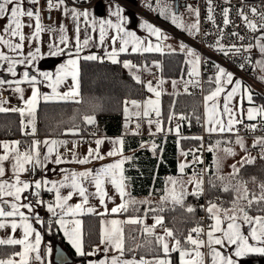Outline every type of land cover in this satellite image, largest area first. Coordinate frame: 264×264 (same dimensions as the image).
Masks as SVG:
<instances>
[{
	"label": "snow or ice",
	"instance_id": "obj_1",
	"mask_svg": "<svg viewBox=\"0 0 264 264\" xmlns=\"http://www.w3.org/2000/svg\"><path fill=\"white\" fill-rule=\"evenodd\" d=\"M40 0H27L28 4L35 7H26L25 0H0V19H6V23L0 24V47L7 49V52L0 50V65H6L4 71L10 74L13 79H0V93L5 90V87L18 94L22 106L19 107H5L8 103L7 98L0 94V113L14 112L20 116L21 132L24 135L35 136L36 133V114L38 106L43 102H57V101H72L79 103L81 100L80 91V60H99L103 62L105 59L111 61L113 64L120 63L118 57L121 53L143 54L151 52H162L164 47L171 48L170 45L162 47L161 41H166L168 37L164 35L160 28L145 22L144 27L147 29L150 36L156 38L157 43L153 44L150 39H141L135 32L128 31L124 27L125 17L123 16V9L116 6L115 10L110 13L115 19H100L99 21L91 17L87 9H79L75 6L69 8L65 0H46L47 10L49 12L63 8L65 14H69L73 21L77 22L75 27V44L74 51L70 45V39L65 34L66 28L64 24L59 25V43H50L48 45L49 51L47 55L60 56L68 55V59L59 66L55 73L39 71L34 68L35 62L42 58L40 47L29 49L26 53L24 51L25 44H33L39 42L40 35L45 30L56 35V30L49 26L47 29L42 23L41 14L42 9L38 7ZM208 16L207 19L215 24V17L213 15V7L211 0H208ZM148 7L152 8L151 4ZM159 11L161 16H165L178 28L188 31L192 35H197L200 32L199 10H189L194 12L196 17L192 24L186 25L180 15L172 10L167 4L161 5L160 0H157V7L153 9ZM252 18L244 12L243 8L238 11V16L242 20L244 26L253 34L259 32V35H253L254 43L249 42L244 44H223V29L220 28V37L212 47L225 56H239L244 63L239 67L244 69L246 65H251L253 70H259L262 75L259 79L264 80V10H259L253 6L249 8ZM223 24L225 26L231 23L230 8L225 7L222 12ZM27 18V22L25 20ZM34 21V25L32 23ZM80 21L85 25L84 38H80ZM89 26L92 31L99 33V45L105 49L103 57L95 54L81 56L82 51L90 46L92 37L87 34ZM28 27L34 29L30 35H26L24 28ZM114 34L109 36V32ZM207 35V33H205ZM232 36L237 37L243 41L244 36L239 32L231 33ZM110 40L111 49L108 50L107 42ZM119 44L117 48L116 45ZM66 49L68 50L66 53ZM253 49H257L261 55V59L253 61L251 53ZM180 50L186 55V63L189 65L188 76L189 79L183 81L184 93H189V87H198L200 84V55L191 47H187L183 43L180 45ZM174 51V49H173ZM156 63L159 67L158 62ZM17 66H23L24 71L17 78ZM123 66L128 69H136L139 71L137 65L132 64L129 60L123 61ZM147 66H145L146 68ZM216 72L214 77H209L210 83L216 86L210 89L208 94L203 97L204 118L203 124L205 131L208 134H225L235 135L234 143L247 153V148L243 137L239 134L238 125L244 124V119L248 121H255L244 125V127L252 132H255L258 125L264 127V105L257 106L253 103V94L250 87L245 85L241 79H236L234 74L227 71L219 64L214 65ZM32 71H29V69ZM35 73V74H33ZM71 80V85L66 91H59V88L68 79ZM133 79L138 83H144L140 76L133 73ZM22 84L29 85L31 95L25 98L24 88ZM46 84L51 89V93L41 92L38 85ZM164 81L158 80L155 84L148 81L145 87L149 93L153 95L143 101L126 100L124 102V115L126 119L125 127L132 116L137 119H144L150 126L149 131L151 135L164 132L161 123L162 112L160 97L163 94ZM178 81L173 80L172 86L175 90ZM230 88V90H229ZM178 95V92L173 93ZM239 96L241 99V106L237 108L233 101ZM221 98L223 103L221 104ZM246 99L251 106L246 110L242 107L243 100ZM129 105L134 112H130ZM153 114L154 117L153 118ZM243 117V118H242ZM169 123L172 121H183L187 119L184 114H176L174 109L171 110L167 117ZM200 118L197 117V120ZM83 121L87 125L95 123L94 115L83 116ZM155 125V132L151 131V126ZM31 129L29 132L28 129ZM140 128V124H136V131ZM180 124H176V132L179 136ZM79 128L65 129V134L77 135ZM168 131H172L171 128ZM187 139V137H181ZM192 139L202 140V137H192ZM104 141L97 139L95 141L96 148L89 147L87 155L80 157L75 152L77 142L73 141V149L67 150L71 155L72 161L80 165H85L91 160H103L105 157L101 154L100 146ZM67 141L56 138H46L43 141L33 139L31 144L23 151L20 150V141L13 140L10 142L0 141V229H10L11 233L18 230L21 232L20 238L14 235H8L5 238H0V245L19 246L20 251L11 253L7 258H0V264H53L51 257L55 250L49 243L43 244V237L40 230L34 225H43L44 221L39 215H32L35 206L45 205L47 212L50 213L51 219L48 220L47 226L49 230L53 224L57 225L59 231L63 232L68 244L74 249L78 257H91L97 252L103 251L105 254L115 253L111 256L105 255L103 259L88 260V264H173L171 254H179V264H238L237 258L248 256L249 254H256L264 256V182L259 184V194L250 192L246 186L247 182L238 181L235 185L231 180L239 174L240 168L245 164H253L255 157L245 155L239 162V167L233 164L232 173L227 178L217 175L216 179L221 182V190L224 192L233 191L235 193L231 206L224 208L214 201H209L206 207L211 223L207 225V229L201 225L192 227L186 237L181 239L177 236L172 228L164 227V216L153 215V223L148 225L145 219L140 216L128 217L125 220L117 218L101 219L99 228V243L92 247L91 251L85 250V239L82 229V220L80 216L84 214H95L100 217L108 215H118L127 212L130 207L137 204H148L149 207L145 209V216L149 212L156 213L165 211L164 205L171 204L173 207L179 206L185 208L186 197L191 195L199 198L204 194V180L203 173L208 169H203L201 172H194L192 176L184 181L182 178L168 177L164 195L161 197V206L156 209L151 207V202L147 199L137 201L131 197L128 189V177L125 176L124 164L132 160L131 156L123 154V138L110 141L113 147L107 152V156L116 157L114 162L104 164L96 169H85L84 171H69L61 170L63 178L58 181H50L47 178L38 179L35 181H27L21 178L22 174L29 171V168H46L47 164L52 162L57 165L64 163L66 157L59 152L61 146H66ZM224 143L227 147L220 148ZM233 142L230 140H217L215 144L208 147V151L213 152L217 172L221 167V157L219 152H223L226 156H234L235 151L231 146ZM179 145V139L177 140ZM147 145L142 143L141 147ZM41 147L46 149L43 153ZM158 145L151 144V151L155 154ZM253 147H260L261 158H264V136L256 137L253 141ZM162 151V149H161ZM193 155L192 163H202V159L196 155L198 150H191ZM189 153L181 150V155L187 156ZM5 162L11 164V177L7 176L8 169L5 167ZM190 164L185 161L178 165L181 177L184 174L185 168ZM7 177V178H6ZM254 179V178H253ZM212 184V180H209ZM86 184H90L94 188V192H89ZM111 185L116 194L119 195L120 204L112 207L110 210L106 206L108 200L113 197L108 194L107 185ZM191 184L192 191L187 190V185ZM215 187V184H213ZM69 189L67 194L62 193V189ZM31 190L35 199V205L27 200L24 193ZM45 190L54 193V200L51 202L44 201L40 198L41 191ZM74 195H78L81 199L79 202L72 204ZM95 197L99 200V204L103 206V211L98 212L96 207L90 203V199ZM253 205L258 207V211L262 214L255 216L250 215L248 209ZM24 210H27L25 212ZM185 210L188 213H193L195 209L191 205H187ZM140 225L141 235L148 237L147 245L151 246L155 251L151 259H146L140 256L139 259L135 255L131 259L125 258L126 252H132L134 249L126 247V237L124 234V225ZM247 225L248 231L245 234L242 231V226ZM157 228H161L162 232L158 233ZM103 246V248H101ZM143 245H137V248ZM226 246H232L234 252L227 254L221 249ZM60 264H66L65 258L61 253L59 256Z\"/></svg>",
	"mask_w": 264,
	"mask_h": 264
},
{
	"label": "trees",
	"instance_id": "obj_2",
	"mask_svg": "<svg viewBox=\"0 0 264 264\" xmlns=\"http://www.w3.org/2000/svg\"><path fill=\"white\" fill-rule=\"evenodd\" d=\"M75 1L82 2L83 0ZM159 20L162 21V19ZM253 55L252 52V59ZM118 59L120 63L116 64L107 61L81 59L79 62L80 102L57 101L46 103L41 101L36 114L35 134L39 137L67 136L72 134L66 135L65 129L79 128V134L74 135L75 137L119 135L124 141V152L129 153L127 156L132 157V160L124 164L125 176L128 177V191L131 197L158 194L164 189L165 179L168 176L178 174V148L189 153L187 157H191V150H196L200 147L201 140L192 139V137H197L201 131L198 123L202 121V99L199 94H186L184 91L179 90L178 87L175 90H163L160 104L162 112L161 123L164 132L155 135L126 134L124 133V123H126L124 102L141 98L144 95V88L133 79V74L124 68L123 61L125 59H133L134 63L139 66L144 64L148 67H155L158 71V79L168 81V83H165L166 87H171L173 80L178 82L183 80L188 74L189 65L186 63L185 54L179 50H163L162 52L143 54L121 53ZM154 62H158L159 67ZM251 69L252 66L250 65L249 74L254 76V70L252 71ZM209 77H213V74L206 75V93L214 87V83H210ZM251 90L254 102L260 106L264 105V94L253 88ZM174 91L179 94L174 95ZM173 109L176 114H184L187 117V119L181 121L179 128L183 137H187V139H181L174 132L173 121L169 123L167 119L169 112ZM85 115H94L95 123L93 125L85 124L83 121V116ZM197 117L200 119L197 120ZM169 128L172 131H168ZM4 138H17L20 139V142L29 140L30 137L28 135L21 133L18 113H0V139ZM178 139L179 145L177 144ZM149 141L159 146L155 154L147 146L141 147L142 143L146 144ZM207 169L205 177L206 200L208 202L215 199H218V201L223 200L224 206H230L235 193L221 190V182L216 179V174L211 168V159L208 157V153ZM210 179L212 184L209 183ZM238 181L247 182L248 190L259 194V184L264 182V158L258 157L253 164H245L240 168L239 174L231 180V183L235 185ZM213 184H215V187H213ZM201 197L197 198L191 195L186 197L185 208L187 205H191L195 209L193 213H188L185 208L179 206L173 207L171 204L164 205L165 211L163 213L157 211L164 216V226L172 228L182 243L188 231L192 227L200 225L201 206L197 203L201 201ZM139 207L141 210H137L138 206L130 207L127 212H124V215L140 214L145 207L144 205ZM259 207L264 208V205ZM248 211L253 216L262 214L258 211L256 205H253ZM81 217L85 250L89 251L99 241L100 216L84 214ZM49 219L51 217L47 216L43 219L45 238L49 239L51 243L59 241L64 246L56 225L53 224L51 230H49L47 226ZM125 231L127 236L128 231L126 228ZM130 244V240H126V246L129 247ZM15 249H17V246L0 245V256L11 254L15 252ZM69 252L76 263L85 264V257H78L70 250Z\"/></svg>",
	"mask_w": 264,
	"mask_h": 264
},
{
	"label": "crops",
	"instance_id": "obj_3",
	"mask_svg": "<svg viewBox=\"0 0 264 264\" xmlns=\"http://www.w3.org/2000/svg\"><path fill=\"white\" fill-rule=\"evenodd\" d=\"M122 5L123 4H121L119 2H116V1H112V0L97 1L95 3H90V4L85 0L84 2L76 3V4H73V5H67V6L69 8L75 6V7L79 8V9H81V10L87 9L89 11L91 17H93L97 21H99L100 19H115L114 17H112L110 15V13L115 10L116 6H119L121 9H123V16L125 17L124 27L128 31L135 32L136 35L139 36L141 39H145V38L150 39L153 44L157 43L156 38L154 36H150L148 31H147V29L142 25L143 24L142 19L141 18H137L135 16V14H132L130 11L127 10L128 8L125 5L124 6H122ZM25 6L26 7H35V6L31 5V4H28L27 0H25ZM38 7H40L41 9H47L46 0H40ZM53 16H54V22H53L52 25H45V24H43V25L45 26L46 29L49 26H51V28L56 30V35L54 36L52 32H49V31L45 30L44 32L41 33L39 42H33V44H27L26 43L25 44V49H24V51L26 53L30 48L34 50L35 47H40L42 58L38 59L35 62L34 68L38 69L39 71L50 72V73H55L56 70L59 68V66L61 64H63L69 57H68L67 54L60 55V56L47 55V53L49 51L48 45L50 43H53V42L59 43V32H58V29H59V25L62 23V24H64V26L66 28V33L65 34L70 39V45L73 46L71 48V50L74 51L75 35H76L75 27H76V23H77V22L72 20V18H71V16L69 14H65L63 12V8L53 10ZM25 20L27 22V18H25ZM153 21L158 23V24H155V23H153L151 21L148 22V23L152 24L155 27L160 28L162 33H163V31H166V32L169 31L168 30L169 28L166 26L167 24H165L164 22L159 21V20L154 19V18H153ZM6 22H7L6 19H0V24H4ZM138 22L141 25V28H139L140 25L137 26ZM32 23L34 25V21H32ZM80 27H81L80 38L82 40L84 38V35H85V31H84L85 25H84V23L82 21H80ZM164 27H167V28H164ZM32 30H34V29H30L28 27L24 28V32H25L26 35H30ZM0 31H2V29H0ZM87 34L92 37V40L90 42V46L85 48L82 51L81 56L95 54L97 56L103 57L105 55V49L102 46H98L99 45V33H98V31H92L91 27L89 26ZM112 34H114V32L110 31L109 32V36H111ZM171 34L176 36V37H178V38H180L179 37L180 36L179 32L173 31ZM252 43H254V41ZM161 44H162V47H163L162 41H161ZM170 44L172 45L173 43H170ZM106 46L108 47V50L110 51V49H111L110 40H108ZM174 46H175L176 50L181 51L180 47H177L176 45H174ZM116 47L117 48L119 47L118 43H117ZM0 50H3L5 52H7V49H4L2 47H0ZM67 51L68 50L66 49V53H67ZM185 57H186V55H185ZM125 60H129V61L132 62V64L137 65L139 67V72L140 71L142 72L141 73V77H142V80L144 82L143 83L144 89H146L145 84L148 81H151L154 84V86H155V84H156L155 78L157 77V75H156L157 74V69L155 67H148L147 66L145 68L146 65H144V64H142V66H139L138 64L134 63V61H132L131 59H125ZM104 61L108 62L107 59H105ZM5 67H6V65H0V79H13V77H11L9 73L4 71ZM126 69L128 71H130L132 74L133 73H135V74L137 73L136 69H128V68H126ZM24 70L25 69H24L23 66H17V74H18L17 78H20V75L22 74V72ZM29 71H32V69L30 68ZM33 74H35V73H33ZM214 75L215 74H213V77H214ZM70 85H71V80L69 78L64 84H62L60 86L59 91H61V92L66 91ZM215 86L216 85L214 84L213 89L215 88ZM21 87L24 88L25 98H27V96L31 95V89H30L29 85L22 84ZM38 87H40L41 92L51 93V89L48 88L46 86V84L38 85ZM171 87H173V86L171 85ZM229 90H230V88H229ZM5 98H7V100H8V103L5 105V107H16L14 105L15 103H18L19 106H22V102H21L18 94L14 93L12 90H11V94L8 95ZM142 98H143L142 101L145 100V98H146L145 90H144V95L142 96ZM220 103L221 104L223 103L222 98H221ZM253 103L255 105H257V106H260V105L256 104L254 102V100H253ZM233 104L237 108H240L241 99H240L239 96H237L234 99ZM249 106H251L250 103L246 99H244L243 103H242V107L244 109V114L245 115H246V110H247V108ZM132 109L133 108L131 107V105H129L130 112H132ZM202 109H203L202 110L203 113H202V121L201 122H202V129L205 131L204 124H203V118H204V107H203V104H202ZM133 110L135 111V109H133ZM244 120L247 121L246 118ZM149 128H150V126H149ZM20 129H21V127H20ZM28 131L30 132L31 129L29 128ZM151 131L155 132V125L151 126ZM174 132L177 134L176 128H174ZM142 134L143 135H151L149 130L147 132L140 133L139 135H142ZM206 134H207L208 147L211 144H215V142L217 140H226L227 141L229 138H232V140H233V143L231 144V146L233 147V149L235 151V155L234 156H226L222 151L219 152L218 155L221 157V167H220L218 172H217V169H216L215 165L213 164V160H214L213 152L207 151L208 157L211 159V168L213 169L214 174H216V176L217 175L224 176L226 178L225 182H228L227 178L232 173L231 165L234 164V163H238L237 166L239 167V162L241 161L242 157H244L245 155H250V156L255 157V158L261 157V149H260V147H255L254 148L253 147V141L255 140L256 137L264 136V135L241 136V137H243L245 146H246V148L248 150L247 153H246L244 150H242L239 147V145L234 143L235 135H232V134H225L224 136H221L219 134H211L210 135L207 132H206ZM28 136L30 137L31 140L36 139L35 136H32V135H28ZM179 137H183V134H182L181 130H179ZM46 138H56V139L65 140V141L68 142L66 146H61L59 148V152L66 157V161L64 163H61L60 165H57L55 163L50 162V163L47 164L46 168H35V169L29 168L28 172H25V173L22 174V176H21L22 179L30 181V182L38 180V179H44V178H47L50 181H58V180H61L63 178V174L64 173L61 171L62 169L63 170H69V171H84L85 169H96V168L101 167L104 164L112 163L116 159L120 158L119 156H116V157L107 156V152L110 151L112 149V147H113V145H112V143H110V141L116 140L118 138H122L119 135H117V136L88 137L89 138V142L87 144H85V145L82 144V137H75L74 135L56 136V137H53V136H51V137H41L40 141H43ZM97 139H102L104 141L102 143V145L100 146L101 154L104 155V157H105L103 160H91L89 163H87L85 165H80V164L75 163V162L72 161L71 155L69 154V152L67 150L73 149V141L77 142V147L75 148V152L77 153L78 156L83 157V156L87 155L89 147H91L93 149L96 148L95 141ZM13 140L19 141L17 138L0 139V141H6V142H10V141H13ZM151 144H152L151 141L146 142L147 147L150 148V149H151ZM227 146H228L227 144L222 143L220 145V148L222 149V148L227 147ZM2 151L3 150L0 149V153H2ZM44 151H46V149L41 147V152L43 153ZM123 154L125 156H127L129 153H126L123 150ZM184 157L188 159L187 162L189 164L192 163V159L190 157H187V156H184ZM177 164H178V152H177ZM5 167H6V169H8L7 176L11 177V175H12V173H11V164L9 162H5ZM189 167L185 168L184 173H186V172L190 173ZM227 172L229 174L228 176H225L226 174H222V173H227ZM184 181H186V180H184ZM166 182H167V178L165 179L163 191H161L158 194L145 195V196L133 197V198H135L137 201H141V200L147 199V200H149L151 202V207L157 209L159 206H161L160 201H161V197L164 195ZM86 187H88L89 192H94L95 191L94 188L90 184H86ZM192 187L193 186L191 184L187 185V190L189 192H191L192 191ZM106 188H107L108 194L113 197L112 200H108L106 202V206L110 210L112 207H115L116 205L120 204L121 199H120L119 195L116 194L115 190L113 189V187L110 184L107 185ZM68 190L69 189L65 188V189H62L61 191H62L63 194H67ZM43 194L46 195V198H45L44 201L51 202V201L54 200V193H50V192H47L45 190H42L40 195H43ZM31 195H32L31 190H29L28 192L24 193V196L27 197L28 201H29L28 198ZM80 199L81 198L78 195H74L72 200L70 201V203L75 204V203L79 202ZM214 202H216L217 204H219L220 206H222L224 208H228V207L231 206V205L230 206H224L223 205L224 204L223 200H221V201L214 200ZM90 203L96 207L98 212L103 211V206H101L99 204V200L97 198L92 197L90 199ZM140 205H144V207H145L144 209H142L140 214L133 213V214H129V215H124V213H121V214H118V215H108V216H105V217H100V220L101 219H113V218H117V219H120V220H125L128 217H130V216H132V217L140 216V217H143L145 219V223L146 224L151 225L153 223V218H152L153 215L154 214L160 215V214L158 212H156V213L149 212L147 214V216H145V209H147L149 207V205L148 204H137V205H135V206H138L137 210H141V208L139 207ZM166 205H168V204H166ZM24 211L27 212V210H24ZM32 215H39L42 220L46 216L47 217H51L50 213L47 212V208H46L45 205L35 206L34 213ZM79 219L82 220V217L80 216ZM34 226L38 230L41 231L42 237H43V244L47 245V244L50 243L53 246L54 242L51 243L50 240L46 239L45 236H44L43 225H34ZM141 227L142 226H140V225H132V224H125L124 225V234L126 232L125 228L128 231L127 236L125 235L126 240L129 239L130 242H131L130 246L129 247L126 246V247L129 248V249H134V251H132V252H126L125 253V258H127V259H131L133 255H135L137 259H139L140 256H144L146 259H151L152 256L154 255V251L155 250L151 246L147 245V243H146L147 240L150 239V238L144 237V236L141 235ZM56 228L58 230L59 237L61 238V240H62V242H63L65 247L63 245L62 246L64 248H66V250L68 252L70 250L72 253L75 254L74 249H72V247L68 244L66 238L63 235V232L59 231V228H58L57 225H56ZM156 231L158 233H161L162 229L161 228H157ZM242 231L245 234H247L248 226L247 225H243L242 226ZM8 235H14L16 238H20L21 232L18 230L15 233H11L10 229H0V238H5ZM98 243H99V241L96 244H94V245H97ZM137 245H143V246L137 248ZM101 248H103V246H101ZM91 250H92V248L89 251H91ZM221 250L226 252L227 254H231V253L234 252V248L232 246H226L225 248H223ZM18 251H20L19 246H17V249H15V252H18ZM113 254H115V253L105 254L103 251L97 252L94 256L85 257V264H88V260H90V259L91 260L103 259L105 257V255L111 256ZM9 255L10 254H8L6 256H2V257L0 256V258H7ZM51 259H52V257H51ZM171 260L173 261V264H179V254L178 253L171 254ZM237 261H238V264H264V256H260V255H256V254H249L248 256L237 258ZM74 263H76V262L74 261ZM76 264H78V263H76Z\"/></svg>",
	"mask_w": 264,
	"mask_h": 264
},
{
	"label": "built area",
	"instance_id": "obj_4",
	"mask_svg": "<svg viewBox=\"0 0 264 264\" xmlns=\"http://www.w3.org/2000/svg\"><path fill=\"white\" fill-rule=\"evenodd\" d=\"M83 0L82 2H84ZM89 4L95 3L97 1H106V0H86ZM119 2L127 7H130L127 5V3L124 0H112ZM173 1L174 0H169ZM185 3V6H191L195 9L199 10V21H200V32L197 35H194V39L192 41L188 40V44L200 55L201 57V65H200V76L199 81L200 84L198 87L190 86L189 87V93L193 94H199L200 98L202 99L203 104V97L206 94L205 92V83L207 81L206 75L207 74H215L216 68L214 65L219 64L221 67H224L226 70L232 71L238 75V77L249 87L253 88L254 90L264 94L261 92L257 86L258 84L253 80L249 75V69L250 65H246L244 69H241L239 65L241 63H244V61L239 56H225L222 53L216 51L212 45L216 42L217 38L220 37L219 29H223V38L222 43L225 45H231V44H244L247 45L249 42H253L252 39L253 35H259L260 33L257 32L255 34L251 33L243 24L242 20L238 16V11L243 8L244 12L249 16V18H252L251 13L249 12L250 7H257L259 10H264V0H211L212 7H213V15L215 17V24L210 22L207 19L208 16V8H209V2L208 0H178ZM76 3H81L77 2ZM225 7L230 8V20L231 23L227 26L223 24V16L222 12ZM41 20L42 23L45 25H52L54 22V16L53 11L49 12L47 9H42L41 14ZM239 32L241 36H244L245 39L243 41L239 40L237 37L232 36L231 33L233 32ZM207 33V35H205ZM181 39L182 36L180 35ZM184 38V37H183ZM133 61V59H131ZM240 68L241 70L238 71L237 68ZM141 71L137 72L136 74L140 76L141 80ZM189 79L188 74L185 76L183 80L178 82V89L184 91V84L183 81H186ZM143 81V80H142ZM143 86V83H140ZM144 88V87H143ZM3 97H7L11 94V90L5 87V90L1 93ZM142 97L139 99H135L137 101H142ZM16 107L19 106L18 103L14 104ZM153 118L154 115H153ZM140 124V128L138 131H136V124ZM177 123H181V121H173V125L176 126ZM255 123V121H246L244 120V124L238 125L239 128V134L240 136H257V135H264V127H261L258 125L255 132L247 130L244 125ZM126 124V123H125ZM198 125L201 127V131L197 135V137H202L200 147L196 150V155H198L202 159V163H191L190 164V172H201L203 169H207V148H208V142L206 140L207 134L202 129V122L198 123ZM129 129V130H128ZM149 130V125L144 119H140V122L136 121V118L134 116L131 117L130 122L128 123V127L124 130V133L126 134H140L147 132ZM37 140H41V137L37 136ZM19 140V139H18ZM228 140L232 141V138H229ZM89 142L88 137H82V144H87ZM30 145L29 140H25L20 144V150H25ZM193 159V155L191 154V157ZM206 173H203V180H204V194L201 195V201H199L197 204L201 206V217H200V225L205 227L207 229V225L211 223V220L208 218V214L206 212V207L208 205V200H206L205 197V177ZM40 198L42 200H45L46 195H40ZM29 201H31L33 204H35V199L33 195H31L29 198ZM218 200V199H215Z\"/></svg>",
	"mask_w": 264,
	"mask_h": 264
},
{
	"label": "rangeland",
	"instance_id": "obj_5",
	"mask_svg": "<svg viewBox=\"0 0 264 264\" xmlns=\"http://www.w3.org/2000/svg\"><path fill=\"white\" fill-rule=\"evenodd\" d=\"M126 3H127V5H129L130 7H127L128 9V11H130L132 14H135V16L137 17V18H141L142 19V21H143V24L142 25H144V23L145 22H153V23H155V24H158V23H156V22H154L153 21V18L154 19H157V18H159V19H162V22H164L165 24H167L166 26L169 28L168 30V32H166V31H163V34L164 35H166L167 37H168V39L166 40V41H162V43H163V46H165V45H170L171 46V48H168V47H164V50H176V48H175V46L174 45H176L177 47H180V45H181V43H183L184 45H186L187 47H191L187 42H188V40L189 41H192L193 39H194V35H192V34H190L188 31H186V30H183V29H181V28H178L176 25H174L172 22H171V20L169 19V18H167V17H165V16H161L160 14H159V11H154L153 9L154 8H156L157 7V0H124ZM160 2H161V5H163V4H167L168 6H170L171 8H172V10L173 11H175L174 10V8H173V4H172V1H169V0H160ZM65 3H66V5H73V4H76V1L75 0H65ZM148 4H151L152 5V8H150V7H148ZM122 6H124V5H122ZM192 9H195V8H193V7H191ZM178 15H180L181 17H182V19H183V21H184V23L186 24V25H188V24H192L194 21H195V19H196V17H195V15H194V12L193 11H190L189 10V7L188 6H184V7H180L179 9H178V11L176 12ZM157 17V18H156ZM159 19H157V20H159ZM159 21H161V20H159ZM140 24H139V22H138V24H137V26H139ZM160 25V24H159ZM167 27H164V28H167ZM139 28H141V25H140V27ZM173 31H175V32H179L180 33V35L182 36V39H181V37L180 38H178V37H176V36H174V35H172L171 33L173 32ZM174 34V33H173ZM184 37V38H183ZM170 43H173L172 45L170 44ZM192 48V47H191ZM253 61H255V60H258V59H261V55H260V53H259V51L257 50V49H253ZM108 62H111V61H109L108 60ZM237 70L238 71H240L241 69L238 67L237 68ZM252 71H253V68L251 69ZM228 71V70H227ZM137 72H139V71H137ZM230 72H232V71H230ZM233 74H234V77L236 78V79H240L239 77H238V75L236 74V73H234V72H232ZM157 77L155 78V80H156V82L159 80L158 79V71H157ZM262 75V73L259 71V70H255L254 71V76H252L251 74L249 75L253 80H255V82L258 84V86H257V88L261 91V92H263L264 93V80H261V79H259V77ZM165 83H168V81H164V84H163V90H174L173 89V87H166V85H165ZM171 84H172V82H171ZM154 85V84H153ZM145 90V95H146V98L145 99H147V98H149L150 96H152L153 94L152 93H149L148 91H147V89H144ZM207 94V93H206ZM205 94V95H206ZM204 95V96H205ZM132 112H134V110L132 109ZM135 117V116H134ZM136 118V117H135ZM136 121L137 122H140V119H137L136 118ZM126 129V127H125V123H124V130ZM129 130V129H128ZM35 138H37V135L35 134ZM29 141H30V144H31V139L29 138ZM181 148H178V165L181 163V162H185V161H188V159L187 158H185L183 155H181ZM183 151V150H182ZM207 151H208V149H207ZM192 159V158H191ZM192 162H193V159H192ZM234 164H236V165H238V163H234ZM233 165V164H232ZM231 165V166H232ZM232 171V170H231ZM230 171V172H231ZM222 174H226L225 176H228L229 174H228V172L227 173H222ZM193 175V173L192 172H190V173H188V172H186V173H184L183 174V176L181 177V174H180V172H179V168H178V174L177 175H171V176H168V177H176V178H178V179H184V180H188V178L190 177V176H192ZM167 177V178H168ZM73 264H76V263H73Z\"/></svg>",
	"mask_w": 264,
	"mask_h": 264
},
{
	"label": "water",
	"instance_id": "obj_6",
	"mask_svg": "<svg viewBox=\"0 0 264 264\" xmlns=\"http://www.w3.org/2000/svg\"><path fill=\"white\" fill-rule=\"evenodd\" d=\"M172 4H173V8H174L175 12H177L180 7H184L185 6L184 2L178 1V0H174ZM53 248L55 250H57L56 252H54V254L52 256V261H53L54 264H60L59 256H60L61 253L63 254V257L65 258L66 264H73L74 263L75 259L66 250V248H64L62 246V244L59 241H55L54 242Z\"/></svg>",
	"mask_w": 264,
	"mask_h": 264
},
{
	"label": "bare ground",
	"instance_id": "obj_7",
	"mask_svg": "<svg viewBox=\"0 0 264 264\" xmlns=\"http://www.w3.org/2000/svg\"><path fill=\"white\" fill-rule=\"evenodd\" d=\"M89 137V136H88ZM20 140V139H19ZM22 140V139H21ZM22 142V141H21ZM30 197V196H29Z\"/></svg>",
	"mask_w": 264,
	"mask_h": 264
}]
</instances>
